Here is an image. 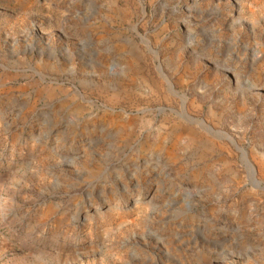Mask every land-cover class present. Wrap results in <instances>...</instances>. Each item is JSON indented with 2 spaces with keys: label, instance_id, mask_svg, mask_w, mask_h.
Wrapping results in <instances>:
<instances>
[{
  "label": "rangeland",
  "instance_id": "374dc122",
  "mask_svg": "<svg viewBox=\"0 0 264 264\" xmlns=\"http://www.w3.org/2000/svg\"><path fill=\"white\" fill-rule=\"evenodd\" d=\"M0 264H264V0H0Z\"/></svg>",
  "mask_w": 264,
  "mask_h": 264
}]
</instances>
